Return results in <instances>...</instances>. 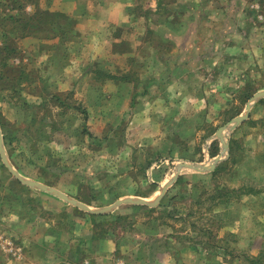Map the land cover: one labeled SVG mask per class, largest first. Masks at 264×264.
<instances>
[{
  "label": "rangeland",
  "instance_id": "1",
  "mask_svg": "<svg viewBox=\"0 0 264 264\" xmlns=\"http://www.w3.org/2000/svg\"><path fill=\"white\" fill-rule=\"evenodd\" d=\"M44 1L49 0L31 1L36 20ZM70 1L75 0L66 3ZM78 1L75 13L84 16L98 0ZM31 5L26 0H0V132L5 155L21 178L52 188L92 210H107L122 202L103 213L81 210L19 183L0 158V263L22 264L19 249L38 245L51 247L70 264H208L211 257L214 259L209 255L212 251L222 253L225 264H264V241L258 246L261 241L247 240L248 224L254 220H240V225L233 220L235 215L250 219L252 214L245 208H228V198L246 204L238 194L242 190L245 195V186L251 184L237 171L234 159L223 163L215 177L170 184L174 165H161L151 153L153 144L165 137H173L179 155L186 153L185 138L190 133L198 140L189 147L190 154L199 152L198 148L203 153L205 138H214L218 127L243 115L253 95L264 91V0H135L130 7L132 15L120 28L123 34H117L121 36L116 53L129 50L136 42L146 48L131 52L137 62L120 77L98 74V80L83 82L84 86H96L97 102L95 96L76 95L74 90L60 92L65 87L59 86L64 70L59 60L50 68L32 60L21 66L13 62L16 53L12 37L21 34ZM9 15L14 23L7 19ZM168 18L181 29L169 30L164 25ZM47 19L54 25L52 16ZM60 25H65L63 20ZM28 26L33 30L35 25L30 21ZM46 29L35 32L36 36L44 35L40 39L45 42L60 38L64 44L76 43L81 36L72 26L73 34ZM4 33L10 43L5 47V39H1ZM187 42L194 47L185 50ZM204 57L209 64L202 66ZM176 63L183 64L179 76L184 73V78L190 77L191 73L192 77H203V71L206 86H219L221 92L202 109L196 101L199 97L186 95L184 106L179 105V113H174L170 122L162 105L150 103L157 98L150 92L164 84L160 72L170 71L175 77ZM70 70L74 72V67ZM246 88L250 93L247 99ZM122 92L128 95L124 97ZM126 102L132 109L149 102L150 109L134 115L131 110L122 111ZM168 105L175 107L171 101ZM251 106L245 120L249 124L244 127L248 133L252 124L264 121V97ZM157 108L163 111L153 119L151 112ZM203 120L205 127L199 129ZM231 135L225 130V137ZM208 155L204 153L206 163L211 160ZM235 156L241 161L248 155L236 150ZM163 171L167 179L162 184L169 183L163 206L131 202H153L159 193L154 192L149 177L153 173L158 178ZM12 181L23 186L22 191L12 186ZM75 220H94L90 224L92 235H75ZM48 234L53 240L46 242ZM186 247L194 257L186 254ZM257 247L260 253L251 256L249 250ZM163 252L169 253V262L157 255Z\"/></svg>",
  "mask_w": 264,
  "mask_h": 264
},
{
  "label": "crops",
  "instance_id": "2",
  "mask_svg": "<svg viewBox=\"0 0 264 264\" xmlns=\"http://www.w3.org/2000/svg\"><path fill=\"white\" fill-rule=\"evenodd\" d=\"M134 1L135 0H98L95 2L96 4L94 5V7H92V9L88 11V13L84 14V16L75 13L77 5L79 4L78 0L70 1L71 3H66V0L44 1L45 5L42 8L43 11L62 14L67 18L76 21V23L72 24V27H75V29H77V31L80 33V38L75 41L76 43H72L71 41V43L64 44V41L60 38L51 43L45 42V40L38 39L30 35L21 37L14 40L16 55L14 59L12 58V60L16 63V65L19 66L23 65L28 60H32L34 63L38 64V66L48 68H50V65L53 61L56 62L57 60H59L64 66V70L62 69L63 71H61L62 81H60L59 86L60 88L61 86L65 87L64 89H60V92H66L67 89L74 90L76 92V95H88L91 98L95 96L94 102H97V97L99 94L97 93L98 89H96V86L91 85V83L88 86H84L83 82H92L98 80V74H101V76H103L104 78H108L109 74L112 75V78L118 76L120 77L119 74H122L123 72L128 70L127 68L137 62L133 61L135 55H133L131 52H134L135 49H139L140 51H142L146 48V45H142V42H136L138 44H136V46L130 45L129 50L123 49L124 51H118L121 54L116 53V50L119 48L117 44L119 42L118 39L121 36L120 35L119 37H117V34H123V32L120 31V28L126 25V23L128 22V18L132 15V10L130 7L134 4ZM28 8L32 13V11L34 10V6L31 5L28 6ZM124 31H129V29L125 28ZM188 33L190 32L188 31ZM189 45L193 44L187 42V44L183 48L185 50H190V48L192 49L194 47ZM56 55H58L57 58ZM65 55H67L68 59L65 57ZM171 60L175 63V59ZM206 64L208 65L209 62L207 58L204 57L202 60V66H205ZM180 65L183 64H175L173 70L175 77L171 76L172 74L170 75V71L166 72V70H164L160 72L159 76L161 77L164 84L160 85L159 90L150 92L151 95L157 96V98H155L150 103H156L158 107L162 105L164 111L162 109L161 110L164 113L167 112V114L165 115L166 120L170 122L173 121V114L179 113V105L184 106L183 99L186 95H189L186 97H199L200 99H197L196 101L202 109L207 108V106L209 107L211 105L212 97L217 98L221 92L219 86L215 87L216 89H209L206 86V84L204 83L206 73H204L203 71V77H192L191 73H188V76L190 75V77L184 78V73L179 76V73L183 71V68H179ZM72 66L74 67V72H71L70 70ZM161 70H163V68ZM99 71H101L102 73ZM70 78H72L73 80L71 81L72 84L70 83L71 85L69 84L68 86L67 83L70 82ZM124 80L126 82L128 81L127 78H124ZM63 81L65 82V85H61ZM110 89L111 92H114L113 95H116V90H114L111 86ZM122 95L126 97L128 93L122 92ZM139 96H142V94L140 93ZM170 101L171 103L174 102V109L172 108V105H168ZM187 101L192 103V101L195 100ZM101 104L102 106L104 105L103 103ZM122 105L124 106L122 111L125 112L131 110V113H134V115L141 110L143 112L144 110H146V108L150 109L149 102L142 104V106L136 105L133 109L129 107L127 102L126 104L122 103ZM161 110L157 108L155 112H151L152 114L154 113L152 118L154 119L155 117H157L158 113H161ZM204 121L205 120H203L199 129H204ZM227 124H225L224 126H226ZM248 124L249 122L244 120L240 124L236 125L233 129H230L232 135L229 136V139L225 137V130L227 129L222 131L220 135L222 136V138L217 135L218 131L224 126L218 127L214 138H205L206 141L203 142L205 143V151L203 150V153H201V151H199L200 149L198 148L199 152L196 153V155L198 154V157L195 156V160H198V158L202 160L200 162L196 161L194 164H203L202 162L206 163V161H204V153L207 152L208 154L211 144L214 143L215 146L218 147V154L213 157H210L208 155V157L211 158L210 163H212L216 157L220 156L221 153L223 154L221 156V159L216 162L213 170L195 171L183 168L178 173L176 179L174 178L176 175L177 167L182 163H189V160L185 159L183 155L190 154L191 152H189V147H194L198 141L197 135H193L191 133L187 138H185V140L187 139L185 141L187 145L186 153H181V155H179L180 152L173 137H165L156 141L153 144L154 146L151 149V153L153 154V156H156L157 160H160L161 165L164 163L174 165L175 172L171 180H169L171 182H176L179 179H181L182 181L187 180L194 182L195 180L203 179L207 175H209V177H215L218 174L223 163L234 159L235 166L237 165L238 167L237 171L243 178H246V181L249 180L251 184L250 186H245V188H247L248 190L247 192H245V195L243 194V192H241L242 190L239 191L240 193L238 194V198H240V201H244L246 204L243 205L241 202L236 203L238 199H234L235 197H232L230 199H234L233 201H230L229 198L226 200L228 203V208H245L246 210L250 211V213L252 214L250 215V219H244L242 217L243 215L239 217L235 215L233 220H237V225L238 223L239 225L242 223L240 220H254L252 224H248L249 228L247 230V240L251 243L261 241V243L258 244L259 246L264 241V121H258L252 124V132L249 133L247 132L248 127L244 129L245 125ZM223 141H225L226 143L225 152H223ZM203 143H201V145L199 146H202ZM236 143H238V145H236ZM236 150L244 151V153H246L248 156L242 158L241 161H238V158L235 156ZM210 163L206 164L209 165ZM149 178L152 180L151 183L154 184L152 185L155 189L154 192L157 191V193H159L158 195H161L162 189L167 187L161 195L159 202H162L164 198L167 197L169 189V183L168 186L165 185L166 183L162 184L163 181L166 182V173L163 171L162 176H158V178L152 173ZM237 191L238 190H236L235 192ZM158 205L159 203L157 204V206ZM86 221L87 222H81L80 220H75V235H92L90 224H92L94 220ZM44 240H46V242H49L53 240V237L52 235L48 234L46 235ZM184 251L188 256L194 257L192 256L190 252L191 250L189 248L186 247ZM19 253H21V258L24 259V263L22 264H70L61 256L60 253L53 251L51 247L47 246L40 247L38 245H35L30 249H24L22 247L21 249H19ZM259 253V247H257L256 250H249V254L251 256H256ZM157 255L164 260L166 259V262H169V260H171L168 252H163L161 254L159 253ZM209 255L213 256L214 259L211 257V260L208 262V264H225L223 262V259L221 258L223 256L222 253L212 251L209 253ZM11 256H13V259L16 258V255L14 256L13 254H11ZM10 263L14 264L15 262L10 261ZM84 263L88 264L89 262L85 261ZM187 264H189V261L187 262Z\"/></svg>",
  "mask_w": 264,
  "mask_h": 264
},
{
  "label": "water",
  "instance_id": "3",
  "mask_svg": "<svg viewBox=\"0 0 264 264\" xmlns=\"http://www.w3.org/2000/svg\"><path fill=\"white\" fill-rule=\"evenodd\" d=\"M263 97H264V91L259 92L257 94H254L253 97L246 104L245 113L243 115H240V116L234 118L231 121V123H229L226 126L222 127L218 131L217 135L220 136L221 133H222V131H224L225 129H229V130L230 129H233L236 125H238L241 122H243L244 120H246L248 118V116H249L252 103L254 101H256L257 99H260V98H263ZM220 137L222 138V136H220ZM223 145H224L223 152H225L226 151V143H225V141H223ZM222 154L223 153H221L220 156L216 157L213 160V162L210 163L209 165L208 164L182 163V164H180L177 167L176 175H175L174 178L176 179V177L178 176V173L183 168L191 169V170H195V171L213 170V168L215 167L216 162H218L221 159ZM0 158H1L2 162H3V164L9 170V172L14 176V178H16V180L19 183H21V184H23L25 186L31 187V188H37V189H39V190H41V191H43L45 193H48V194L53 195V196H56V197L64 200L65 202H68L69 204H71V205H73V206H75V207H77V208H79L81 210L88 211V212H91V213H103V212H108V211L116 208V206L118 204H120V202H122V201L116 202L115 204H113L112 206H110L109 208H107V210L96 211V210L90 209L88 206H86L84 204H81V203H79V202H77V201H75L73 199L68 198L64 194H62V193H60V192H58V191H56V190H54L52 188H49V187H46V186L41 185L39 183H35V182L28 181V180H25V179L21 178L18 175V173L16 172V170L13 168V166L10 164V162L8 161V159H7L6 155H5V151H4V147H3V142H2L1 132H0ZM166 188L167 187H165V188L162 189L161 195L163 194V192L165 191ZM161 195H158L153 202H148V201L143 200V199L131 200V202H135V203L142 204V205H148V206L152 207V206H156L158 204V202L160 201Z\"/></svg>",
  "mask_w": 264,
  "mask_h": 264
},
{
  "label": "trees",
  "instance_id": "4",
  "mask_svg": "<svg viewBox=\"0 0 264 264\" xmlns=\"http://www.w3.org/2000/svg\"><path fill=\"white\" fill-rule=\"evenodd\" d=\"M32 0H26V2H29V3H32L31 2ZM31 5V4H30ZM34 6V8H35V5H33ZM83 14V13H82ZM53 17L54 18V25H52V23H51V20H50V22H48V19H47V17ZM37 18L39 19V20H36V16H35V12H34V10L32 11V13H30V14H28V15H26V20H25V22H23L22 23V25H21V27H20V29H22V32H21V34L18 36V37H16V36H14V37H12L13 38V41H12V43H14V40H16V39H18V38H21V37H26V36H28V35H30V36H34L35 38L37 37V38H43L44 37V35H41V34H38L37 36H36V34L37 33H35V32H37V30L38 29H41V28H45V26H47L48 27V29H46V31H50V32H52V29H53V31L55 32V34H58L60 31L61 32H63V34H73V29H71V26H72V24H74V23H76V21L75 20H72V19H69V18H67L66 16H64V15H62V14H58V13H50V12H46V11H43L42 10V12H40V13H38L37 14ZM7 19L9 20V21H12L13 23L15 22L14 21V18H13V16L12 15H9V16H7ZM63 20V22H64V26H61L60 25V22ZM30 21H31V26H32V24L33 25H35V26H32V28H33V30L30 28V26H28L29 25V23H30ZM75 21V22H74ZM167 22H165L164 23V25L169 29V30H171V31H178V30H180L181 29V25L179 26V25H176L172 20H170V18H168L167 20H166ZM17 22V21H16ZM175 24V25H174ZM24 26V27H23ZM174 26H177V28H175ZM63 27V28H62ZM64 27H66V28H64ZM26 29H27V31H26ZM66 29V30H65ZM68 36H72V35H68ZM6 38V36H5V33L4 34H1V39L3 40V39H5ZM4 44V46L3 47H5L6 45H8V44H10V43H8L7 42V39H5L4 40V42H3ZM13 45V44H12ZM15 48V47H14ZM14 54L16 53V49L14 50V52H13ZM12 53V54H13ZM10 54H11V52H10ZM1 78V77H0ZM249 89V88H248ZM247 88L244 90V98L245 99H247L248 97H250V93H249V90H248ZM252 95V94H251ZM0 124H1V122H0ZM5 139H6V137H5V135H3V141H4V144L6 145V143H5ZM198 151V150H197ZM200 151V150H199ZM216 154H218V147L217 146H215V144L214 143H212L211 144V147L209 148V155H210V157H213V156H215ZM195 155H196V153L194 154H188V155H183L184 157H185V159H188V160H190V161H194V162H196V161H198V162H200L202 159H200V158H198V160H195ZM151 164L149 163V166H150ZM214 173H216V172H214ZM213 173V174H214ZM178 181H181V179H179ZM177 181V182H178ZM12 186L14 185L18 190H20V191H22V187L23 186H21L17 181L15 182V181H12L11 183H10ZM165 199V198H164ZM82 200V199H81ZM164 201V200H163ZM163 201L162 202H160V204L158 205V207H161V206H163ZM82 202H84V200L82 201ZM87 202V201H86ZM88 203V202H87ZM75 211H77L76 209H75ZM150 211H153V209H151ZM94 216H96V215H94ZM100 216V215H99Z\"/></svg>",
  "mask_w": 264,
  "mask_h": 264
}]
</instances>
